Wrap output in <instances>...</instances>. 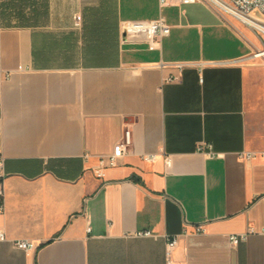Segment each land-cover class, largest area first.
Instances as JSON below:
<instances>
[{"label": "crops", "instance_id": "1", "mask_svg": "<svg viewBox=\"0 0 264 264\" xmlns=\"http://www.w3.org/2000/svg\"><path fill=\"white\" fill-rule=\"evenodd\" d=\"M160 17V45L123 36ZM257 45L207 3L0 0V264H168L174 238L173 264H264Z\"/></svg>", "mask_w": 264, "mask_h": 264}, {"label": "built area", "instance_id": "2", "mask_svg": "<svg viewBox=\"0 0 264 264\" xmlns=\"http://www.w3.org/2000/svg\"><path fill=\"white\" fill-rule=\"evenodd\" d=\"M161 5H166L168 0H160ZM180 4L184 6L197 4V3H207L218 13L236 20L243 25L257 29L255 25L264 27V0H179ZM259 30V29H258ZM261 31V30H260ZM122 33L126 40L144 38L152 48L161 44L162 40L171 34V27L167 24L164 17H160L155 21L144 22V21H128L122 24ZM264 55V52L262 53ZM178 78H171L170 81H175ZM3 78L0 71V118L3 114V101L1 96V86ZM132 146V136L129 130H126L121 142L117 145L113 155L109 156L107 159L101 160L102 168L97 172L98 178H103V169L107 167L117 166V160L125 156ZM204 147L199 148L200 152H203ZM208 155L213 156V152H207ZM145 161L152 162L154 156L143 157ZM167 164H170L168 161ZM2 196V192H0ZM91 232V228L88 230ZM197 234L204 233L201 226L195 229ZM264 234V229L262 230ZM153 233L151 231L138 232L136 237L145 238L152 237ZM246 238L245 235L232 236L231 243L233 246H237L241 241ZM6 237L3 232H0V241H5ZM178 244L177 238L172 239L168 245V264H173L172 262V251ZM16 247L24 252L36 251L39 246L32 241L21 240L16 242Z\"/></svg>", "mask_w": 264, "mask_h": 264}, {"label": "rangeland", "instance_id": "3", "mask_svg": "<svg viewBox=\"0 0 264 264\" xmlns=\"http://www.w3.org/2000/svg\"><path fill=\"white\" fill-rule=\"evenodd\" d=\"M233 20V19H232ZM234 22H238L236 20H233ZM238 24L242 25L244 28L250 30L251 32L254 33L255 38L257 39L258 45L257 47H254V51L253 54L251 56V59L253 61H261L264 60V55H262V53L264 52V33L258 29H254L252 27L246 26L241 24L240 22H238ZM261 54V55H260ZM259 55V56H258Z\"/></svg>", "mask_w": 264, "mask_h": 264}, {"label": "bare ground", "instance_id": "4", "mask_svg": "<svg viewBox=\"0 0 264 264\" xmlns=\"http://www.w3.org/2000/svg\"><path fill=\"white\" fill-rule=\"evenodd\" d=\"M257 27V29L261 30L264 33V27H261L259 25H255ZM261 55V54H260ZM259 56V55H258Z\"/></svg>", "mask_w": 264, "mask_h": 264}]
</instances>
